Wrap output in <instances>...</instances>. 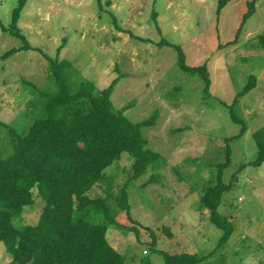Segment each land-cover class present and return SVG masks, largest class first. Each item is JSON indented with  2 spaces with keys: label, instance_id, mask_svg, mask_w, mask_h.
Wrapping results in <instances>:
<instances>
[{
  "label": "rangeland",
  "instance_id": "obj_1",
  "mask_svg": "<svg viewBox=\"0 0 264 264\" xmlns=\"http://www.w3.org/2000/svg\"><path fill=\"white\" fill-rule=\"evenodd\" d=\"M249 1L231 0L219 9V0H26L17 27L34 49L4 56L24 42L0 26L3 156L13 152L10 130L24 135L38 116L40 91L56 88L44 54L68 60L74 80L112 87L114 110L132 122L153 120L143 134L159 159L133 178V158L124 152L104 171L114 176L106 200L113 223L106 237L128 264H164L161 251L207 255L217 247L223 233L211 223L200 196L217 183L228 146L230 163L222 180L231 186L218 212L234 231L206 260L264 264V163L250 164L257 157L253 133L264 126V48L258 43L264 35V0H253L254 12L237 32ZM18 3L0 0L3 26L10 25ZM177 47L186 65L206 64L207 91L199 76L181 70ZM250 76L256 86L234 100ZM232 104L241 123L231 118ZM243 125L244 133L226 142ZM104 189L98 185L88 194L102 197ZM124 190L129 213L120 204ZM32 191L34 204L12 219L17 226L39 219L44 200L36 187ZM9 257L0 242V264Z\"/></svg>",
  "mask_w": 264,
  "mask_h": 264
},
{
  "label": "trees",
  "instance_id": "obj_2",
  "mask_svg": "<svg viewBox=\"0 0 264 264\" xmlns=\"http://www.w3.org/2000/svg\"><path fill=\"white\" fill-rule=\"evenodd\" d=\"M25 1L19 0L8 27L0 22L3 30L24 42L23 46L5 52L4 56L18 50L34 49L17 27ZM229 1L219 0L218 8ZM254 8V1H249L237 32ZM236 39L235 36L230 43H235ZM258 43L264 48V35H259ZM176 50L181 70L199 76L207 91L211 82L206 64L188 66L181 49L177 47ZM44 56L50 62L56 88L51 92L40 91L42 107L24 135L10 130L12 154L5 158L0 151V242L5 244L10 256L5 264H128L106 237L108 224L113 223L106 200L114 176H108L104 171L124 152L133 158V178L159 159V155L147 147L143 134V129L151 126L153 120L130 121L122 112L114 110L111 86L97 89L86 79L74 80L73 65L68 60ZM255 86L256 78L250 76L234 100ZM233 104L229 106L231 118L241 123L231 109ZM244 131L243 125L239 133L226 142ZM253 138L257 157L250 164L260 166L264 163V126L253 133ZM226 151V161L218 165L217 183L204 188L200 196L201 205L210 213L211 223L223 233L217 247L207 255L159 251L164 264H211L206 259L217 255L218 249L233 233L232 223L218 212L223 192L231 186L222 180V171L230 163L229 146ZM103 184L104 196L88 194L91 188ZM34 187L44 200L39 219L33 225L17 226L12 219L20 216L26 206L34 204ZM120 204L129 213L125 190ZM219 262L216 264H223V260Z\"/></svg>",
  "mask_w": 264,
  "mask_h": 264
},
{
  "label": "crops",
  "instance_id": "obj_3",
  "mask_svg": "<svg viewBox=\"0 0 264 264\" xmlns=\"http://www.w3.org/2000/svg\"><path fill=\"white\" fill-rule=\"evenodd\" d=\"M64 1L66 2V1H69V0H64ZM83 2H84V0H78V4H83ZM111 4H112V6H114V4H116V2H113Z\"/></svg>",
  "mask_w": 264,
  "mask_h": 264
}]
</instances>
